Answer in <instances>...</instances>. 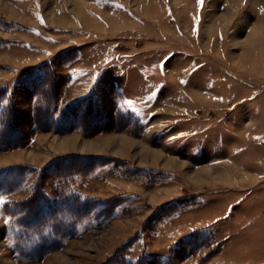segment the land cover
I'll list each match as a JSON object with an SVG mask.
<instances>
[{
  "label": "rangeland",
  "instance_id": "rangeland-1",
  "mask_svg": "<svg viewBox=\"0 0 264 264\" xmlns=\"http://www.w3.org/2000/svg\"><path fill=\"white\" fill-rule=\"evenodd\" d=\"M34 70L83 129L34 125ZM3 86L0 264H264V0H0ZM64 186L74 234L18 239L12 204Z\"/></svg>",
  "mask_w": 264,
  "mask_h": 264
},
{
  "label": "trees",
  "instance_id": "trees-1",
  "mask_svg": "<svg viewBox=\"0 0 264 264\" xmlns=\"http://www.w3.org/2000/svg\"><path fill=\"white\" fill-rule=\"evenodd\" d=\"M44 70L48 71L45 72V77H49L50 79L52 72L48 63H45ZM42 77L41 71L36 72V70H34L33 76L28 75L25 77L24 82V86L33 90L35 98L33 104V113L35 116L34 125L38 127L46 121L47 118H50L52 126L59 129L67 124H72L73 120L80 118L79 125L83 129V125H86L89 118L85 117V114L82 113L79 115L80 117L74 115L73 112L70 111V106L64 109L60 108V111L57 112L52 106V99L55 98L53 86L51 87L46 80V85L41 87L39 84ZM8 92V86L0 87V149L22 143L21 141H23L25 137V134L18 130L20 125V113H17L16 116L12 103L9 101ZM82 100L84 101V99ZM98 115L102 117L101 114ZM82 121H84V123ZM19 169L18 166L0 168V192L5 193L14 190L19 179V174L16 173L15 175L13 172L19 171ZM71 169L64 170L61 173V177H70L73 171V169ZM6 172H11L10 177H3L2 174ZM62 190V198H60L57 205L39 190H35L37 191V193L35 192L36 194L29 196L21 202L22 207L19 206L20 204L16 203L17 207L14 208V203L12 204L11 212L16 216V224L20 229L18 230L20 234L18 239L24 241L26 244L36 243L38 245V250L45 251L61 244L63 238L70 237L74 234V229L71 228L70 223L75 222L79 218L83 212L80 208H84L85 204H81L78 201L79 198L77 195L70 191H66L65 186ZM51 227L52 230H55V232L52 231L54 236L51 235V231H46ZM34 236H37L36 240H33ZM47 243H50V245L45 246Z\"/></svg>",
  "mask_w": 264,
  "mask_h": 264
},
{
  "label": "bare ground",
  "instance_id": "bare-ground-1",
  "mask_svg": "<svg viewBox=\"0 0 264 264\" xmlns=\"http://www.w3.org/2000/svg\"><path fill=\"white\" fill-rule=\"evenodd\" d=\"M63 1H64V0H63ZM67 2H68V1H67ZM198 94H199V93H198ZM196 95H197V92H196ZM197 96H198V95H197ZM200 96H201V95H200ZM86 142L88 143L89 141H86ZM87 143H86V144H87ZM92 143H93V142H92ZM90 144H91V143H90ZM87 145H88V144H87ZM91 146H92V145H91ZM142 148H143V147H142ZM147 150H148V149H147ZM153 151H154V150H153ZM157 152H158V151H154V152H153V154H154L155 157H158V153H157ZM162 155H163V154H162ZM154 156H153V158H154ZM155 159H156V158H155Z\"/></svg>",
  "mask_w": 264,
  "mask_h": 264
},
{
  "label": "snow or ice",
  "instance_id": "snow-or-ice-1",
  "mask_svg": "<svg viewBox=\"0 0 264 264\" xmlns=\"http://www.w3.org/2000/svg\"><path fill=\"white\" fill-rule=\"evenodd\" d=\"M201 3H202V0H201Z\"/></svg>",
  "mask_w": 264,
  "mask_h": 264
}]
</instances>
